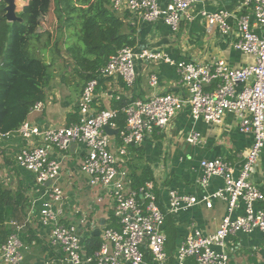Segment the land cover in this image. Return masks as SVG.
Returning a JSON list of instances; mask_svg holds the SVG:
<instances>
[{
  "label": "built area",
  "instance_id": "2783aa9c",
  "mask_svg": "<svg viewBox=\"0 0 264 264\" xmlns=\"http://www.w3.org/2000/svg\"><path fill=\"white\" fill-rule=\"evenodd\" d=\"M217 0H109L111 10L123 17L130 15L137 22L155 25L159 21L176 37L183 22L193 18L191 9L198 4ZM238 15L223 10L202 11L200 16L207 27L216 28L222 36L232 39L231 47L250 56L251 65L232 69L223 60L210 63L174 62L162 52L147 48L124 47L108 57L96 75L86 81L80 92L76 119L69 125L40 130L24 121L15 130L25 141L15 155V166L34 175L35 184L43 190L40 195L39 224L48 230V244L58 250L66 264H167L166 237L163 232L165 217L196 205L206 209L213 200L226 203L227 215L217 231L202 235L193 229L175 254L174 264L193 260L196 264H229L225 248L227 238L236 234L259 231L264 240V194L251 181L254 166L264 148V0H243ZM164 60L175 66L181 94H154L145 101H128L122 108L97 110L96 94L100 80L121 79L127 88L135 84V62ZM157 77L150 75L148 85L157 88ZM118 100V97H116ZM188 106L194 122L220 125L226 115L238 121V130L250 135L252 145L244 163L237 172L222 159L200 162L199 185L206 187L212 177H221L223 187L197 200L193 197L168 192V206L162 211L157 203L155 184L147 181L132 189L128 171L121 167L129 147L139 146L145 137L156 131H165L176 115ZM43 103L36 102L29 113L38 112ZM123 115V126L118 127ZM106 129L117 131L114 135ZM13 132V131H12ZM11 132H0V144ZM184 141L197 145L201 134L189 131ZM74 144L84 145L86 151L80 162V173L88 186L100 193L97 203H106L111 210L116 228L88 223L89 229H98L99 249L85 256L78 226L61 224L67 196L58 182L61 162L51 157L53 150L66 151ZM50 182L48 186L46 184ZM36 202V200H34ZM244 204L242 215L232 219L231 213ZM262 204L255 208V204ZM85 219V218H83ZM24 224L11 223L14 232L0 245V264H22L24 249L19 233ZM50 264H53L51 262Z\"/></svg>",
  "mask_w": 264,
  "mask_h": 264
},
{
  "label": "crops",
  "instance_id": "0c3cea01",
  "mask_svg": "<svg viewBox=\"0 0 264 264\" xmlns=\"http://www.w3.org/2000/svg\"><path fill=\"white\" fill-rule=\"evenodd\" d=\"M163 1V0H162ZM243 0H217L196 5L191 9L192 20L183 22L181 30L187 28L183 39L179 34L174 37L162 21L155 25L137 22L130 15L123 21L135 26L139 39L136 49L147 48L154 52L166 54L174 62H191L198 64L210 63L212 60H223L228 67L239 69L253 64L250 56L241 54L231 47L232 39L220 34L216 28L207 27L200 16L202 11L213 13L223 10L231 14L233 20ZM136 21V22H134ZM180 30V31H181ZM141 35V36H140ZM176 40H179L176 42ZM187 40V41H185ZM177 44H180L177 45ZM136 80L132 88H127L121 79L102 80L96 94L97 110L112 108L120 100L145 101L154 94H181L183 87L177 75L175 66L164 60L158 62H135ZM150 75L157 77V88L148 85ZM77 88L70 93L65 89L60 94L48 89L45 92L43 107L38 112L28 113L26 121L40 130L69 125L76 119L77 102L80 95ZM56 90V89H55ZM49 91V92H48ZM57 91V90H56ZM118 97V100H116ZM195 130L201 134V141L197 145H188L184 138L186 134ZM250 135L238 130V121L233 115H226L220 125L206 124L203 121L194 122L190 116L188 106L171 121L165 131H156L145 137L139 146L129 147L126 158H122L124 167L131 178L143 179L152 176L155 184L157 203L162 211L168 206V192L175 191L178 195L193 197L197 200L205 195H211L223 187L221 177H212L206 187L199 185L201 179L199 164L203 160L222 159L232 165L237 172L241 169L245 156L252 145ZM25 141L13 131L0 144V183L4 189L15 192L21 190L25 202L12 210V217L7 223L19 225L30 219L27 228L19 233L24 249L22 250V264H66L60 262L63 255L48 244V230L42 227L39 220L40 195L43 190L36 186L34 175L15 166L14 158ZM82 144H74L66 151L58 153L53 150L51 157L61 162V178L59 186L66 193L67 199L62 208L61 224H79L78 231L81 242L98 229H89L91 221L100 226L108 225L111 210L106 203H97L100 193L91 189L85 177L80 173V162L85 154ZM16 182L15 189L6 188L2 179ZM251 181L264 194V152L254 166ZM28 192L34 193L33 195ZM36 200V202L34 201ZM231 213L235 219L244 212V204ZM264 205V204H263ZM262 204H255V208ZM227 215L226 203L213 200L212 207L206 209L203 205H196L165 217L163 232L166 237L165 252L167 264H174L178 247L195 229L202 235H211L217 231L222 219ZM85 218V219H83ZM104 221V225L101 222ZM107 223V224H106ZM14 232V230H13ZM225 248L229 257V264H264V240L259 231L251 234H236L227 238ZM149 258L144 264H148ZM185 264H196L193 260Z\"/></svg>",
  "mask_w": 264,
  "mask_h": 264
},
{
  "label": "trees",
  "instance_id": "16d2710c",
  "mask_svg": "<svg viewBox=\"0 0 264 264\" xmlns=\"http://www.w3.org/2000/svg\"><path fill=\"white\" fill-rule=\"evenodd\" d=\"M51 4L59 24L53 40L52 33L40 32L36 25L48 11L44 6ZM4 7L0 1L1 133L17 130L27 119L30 108L44 101L54 79V54H60L61 47L85 83L96 75L109 56L124 47H135L139 39L135 26L123 21L128 15L120 17L114 13L109 0H32L17 14L21 22L13 23L5 19ZM46 52L50 56L48 62L43 57ZM102 83L100 80L98 86ZM127 102L120 100L112 108L120 109ZM122 126L123 115H120L118 127ZM130 179L131 188L136 189L152 181V176ZM23 197L20 189L12 192L0 183V245L13 233L7 223L12 210L25 202ZM106 226L116 228L112 214ZM82 244L85 256L93 255L101 244L99 232L91 234Z\"/></svg>",
  "mask_w": 264,
  "mask_h": 264
},
{
  "label": "rangeland",
  "instance_id": "374dc122",
  "mask_svg": "<svg viewBox=\"0 0 264 264\" xmlns=\"http://www.w3.org/2000/svg\"><path fill=\"white\" fill-rule=\"evenodd\" d=\"M30 2H32V0H15V5H16L15 13H16V15L19 14L22 11V9L25 6H27ZM44 7H46L48 9V11L45 13L46 15L40 17V19L36 23L37 29L40 30V32L48 31V32L52 33V40H53L55 37L56 28L59 26V24H57L56 19H55V15L52 12L53 11V5L52 4L49 6L46 5ZM134 22H136V21H134ZM186 29L187 28H184L183 30L180 31V33L184 32ZM179 37H181L183 39H188L189 34L181 33ZM43 39H45V37H43ZM178 41L179 40H176V42H178ZM185 41H187V40H185ZM177 45L180 46V44H177ZM63 51H64L63 47H61L60 48V54H58V53L54 54V57L56 58V62L54 64V66L52 67L54 79H53L50 87L48 88V90L52 91L51 87H53L54 88L53 91H55V93L61 95V93L65 89L66 91H68L70 93V95H69V97H70L71 94L73 93V91H71V89L77 88L78 90H80L81 89L80 86H82L84 84V82L80 79V77L78 76V73H76L75 70H73L71 60L68 57H66V55H64ZM43 57L48 62L49 57H50L49 52H46ZM263 152H264V148L262 149L260 155H262ZM2 183L6 188L15 189V187H16V182L14 180L12 182H10V181H5V178H3ZM28 193L31 195L34 194L32 192H28Z\"/></svg>",
  "mask_w": 264,
  "mask_h": 264
},
{
  "label": "water",
  "instance_id": "95a60500",
  "mask_svg": "<svg viewBox=\"0 0 264 264\" xmlns=\"http://www.w3.org/2000/svg\"><path fill=\"white\" fill-rule=\"evenodd\" d=\"M2 3H4V17L7 20L8 23L13 22H21V19L16 15L15 13V0H0ZM105 132L109 135H114L117 133V131H111L110 129H106ZM50 182L46 184L48 186ZM101 225H104V221L101 222Z\"/></svg>",
  "mask_w": 264,
  "mask_h": 264
}]
</instances>
